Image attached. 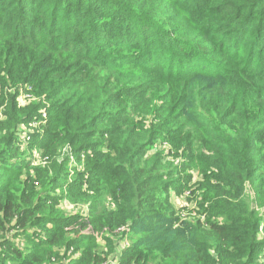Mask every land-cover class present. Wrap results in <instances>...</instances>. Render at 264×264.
Here are the masks:
<instances>
[{"label":"trees","instance_id":"16d2710c","mask_svg":"<svg viewBox=\"0 0 264 264\" xmlns=\"http://www.w3.org/2000/svg\"><path fill=\"white\" fill-rule=\"evenodd\" d=\"M0 105V264H264V0H0Z\"/></svg>","mask_w":264,"mask_h":264},{"label":"rangeland","instance_id":"374dc122","mask_svg":"<svg viewBox=\"0 0 264 264\" xmlns=\"http://www.w3.org/2000/svg\"><path fill=\"white\" fill-rule=\"evenodd\" d=\"M0 107H3L4 108L3 110H5V106L0 105ZM5 119L1 120V118H0V122L4 121ZM24 129H28V127H24ZM63 152L66 153L65 149H63ZM34 154L38 155L37 147H33V154L30 157L31 158L36 157V156H34ZM69 158H70V163H69V167H68L69 170H68V174H66V178H70V180H72V179H74L76 177V175L78 173H82L83 171H85V162H84L85 158H84L83 155L78 157L75 153L72 152V150H70V152H69ZM35 163H36V165H40L41 164V166H43V167L45 166V164H42L41 162H34V164ZM246 197L248 199H251L252 203L254 202L253 199L255 198V194H254L253 187H252L251 183L247 184ZM186 202H188L187 201V196H182L180 199H178V201L176 200V205L178 207H181V206H184V204H186ZM64 204H66V207H65L66 214L71 215V214H74V213H77V212H80V211L81 212L85 211V206L83 208H76L73 205L69 204L67 201H65ZM191 205H195V204H191ZM124 230H125V228L123 229V231ZM126 240L131 242V239H129L128 236H126ZM110 259L112 260V259H114V257L110 256V258L107 259L105 262H107V264H113V261H111ZM261 261L264 262V257L261 258ZM104 263H102V264H104ZM115 264H117V262Z\"/></svg>","mask_w":264,"mask_h":264},{"label":"built area","instance_id":"2783aa9c","mask_svg":"<svg viewBox=\"0 0 264 264\" xmlns=\"http://www.w3.org/2000/svg\"><path fill=\"white\" fill-rule=\"evenodd\" d=\"M30 89H31V87L27 86V90L30 91ZM31 99L32 100L35 99L34 96H33V93L26 92V91H23L21 93V96L19 97V101L21 102V104H26V102H28ZM3 109H4L3 107H0V110H1L0 111V118H1V120L6 118ZM43 117L47 118V113L46 112L43 113ZM36 123H38V122H34V124L32 126L28 125V126H20L19 127L18 135L20 136V138L22 139V141L24 142L25 145L27 144V142H29L31 140V138H32L31 136H32V132H34V128L35 127H39V124H36ZM24 127H28V129H24ZM31 153L33 154V151ZM41 154L42 153L38 151V155L34 154V156H36V157H34L33 160H34V162H41L42 164L46 165V160L41 156ZM34 162H33V164H34ZM34 165H36V163ZM84 206H85V211L84 212H87L88 211V207H87V205H84ZM123 229H124V227L121 228V230H123ZM261 230H262V227H261ZM129 244H130V242L127 241L126 238H125V240H123V242H122L121 247L118 248V251L120 252L121 249H123L124 247L128 246ZM119 257H120V255H118V256L114 257V259H112V260L110 259V260L113 261V264H115L116 262L118 264ZM261 257L263 258L264 254H262ZM104 264H107V262H105Z\"/></svg>","mask_w":264,"mask_h":264}]
</instances>
